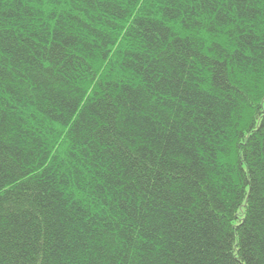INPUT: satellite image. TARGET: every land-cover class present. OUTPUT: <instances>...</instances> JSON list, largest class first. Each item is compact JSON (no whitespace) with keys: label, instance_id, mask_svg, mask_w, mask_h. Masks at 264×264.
Wrapping results in <instances>:
<instances>
[{"label":"trees","instance_id":"obj_1","mask_svg":"<svg viewBox=\"0 0 264 264\" xmlns=\"http://www.w3.org/2000/svg\"><path fill=\"white\" fill-rule=\"evenodd\" d=\"M0 264H264V0H0Z\"/></svg>","mask_w":264,"mask_h":264}]
</instances>
